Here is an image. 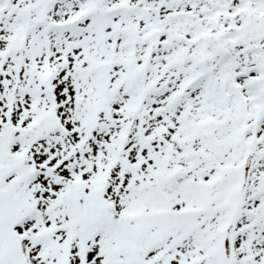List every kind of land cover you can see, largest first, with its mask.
Segmentation results:
<instances>
[{"label":"snow or ice","instance_id":"6c2138e0","mask_svg":"<svg viewBox=\"0 0 264 264\" xmlns=\"http://www.w3.org/2000/svg\"><path fill=\"white\" fill-rule=\"evenodd\" d=\"M0 264H264V0H0Z\"/></svg>","mask_w":264,"mask_h":264}]
</instances>
